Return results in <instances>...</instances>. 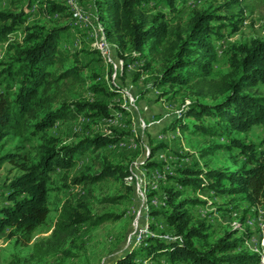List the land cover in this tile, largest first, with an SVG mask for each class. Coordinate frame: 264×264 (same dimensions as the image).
<instances>
[{"label":"trees","instance_id":"trees-1","mask_svg":"<svg viewBox=\"0 0 264 264\" xmlns=\"http://www.w3.org/2000/svg\"><path fill=\"white\" fill-rule=\"evenodd\" d=\"M187 2L94 0V6L109 42L118 48L121 56L125 55L124 51H131L126 55V61L139 62L147 71V52L162 59L163 70L154 78L155 87L173 88L180 84L192 87L199 97L222 98L214 104L199 101L185 104L180 116L167 130L226 138L228 144H213L204 149L201 155L205 158L218 150H237L239 158L236 156V163L239 165L242 157L241 166L232 172L179 169V177H171L176 186L190 188L195 193L213 192L234 199L238 195H246L251 202L257 203L264 198V150H259L255 144H246L233 137L232 133L249 132L252 127L264 124V96L254 92V88L264 82V41L231 45L227 51L230 72L219 79L213 78L217 59L213 39L224 38L227 27L213 23L224 17L217 10L198 11L184 22L182 14L188 8ZM11 3L21 8L15 12L0 10V44L7 42L8 54L7 61L0 63V144L9 136L24 137L28 141L39 137L41 144L36 148V160L19 164L22 174L14 178L4 192L14 204L0 209V234L7 226H12L15 233L29 237L49 216L47 194L52 173L63 169L68 175L83 155L105 146L117 145L125 139L123 132L111 128L110 135L95 134L77 143L62 145L59 139L49 136L48 131L59 122L74 120L81 115L93 120L109 119L115 117V112L124 114L127 111L119 103L102 101L73 102L53 109L58 101L55 89L59 82L71 78L83 82L79 77L84 68H71L62 73L54 70L56 65H64L68 59L61 44L71 26L47 30L28 22L30 11L35 6L42 15L50 18L70 12V8L52 0H11ZM159 6L165 7V10H160ZM19 31L24 34L21 43L10 42V37ZM99 89L110 98L121 95L123 91L118 86L110 88L101 83L96 84L95 90ZM161 95L166 96V92ZM203 118L207 121L203 122ZM191 119L193 122H190ZM161 148H156L153 155ZM16 160L13 154L0 158V170L4 163ZM155 165L153 168L163 171L162 165ZM119 169L108 166L92 176H76L72 183L76 186L93 185L113 176ZM129 172L130 169L126 171V176ZM64 180L67 181L68 177ZM182 195L183 192L175 187H169L160 197L168 209L162 212L159 221L173 228L172 236H177L178 240L149 237L122 256L117 264L261 262L259 255L251 254L245 248L249 233L236 238L239 230L228 233L216 244L199 249L195 240L207 241L211 226L205 221L195 225L191 211L205 202L181 198ZM119 218L115 214L95 216L83 200L77 203L66 201L60 209L51 237L45 242L36 243L31 256H16L10 264L37 263L47 255L63 250L67 240L77 235L85 224L99 226Z\"/></svg>","mask_w":264,"mask_h":264},{"label":"rangeland","instance_id":"rangeland-1","mask_svg":"<svg viewBox=\"0 0 264 264\" xmlns=\"http://www.w3.org/2000/svg\"><path fill=\"white\" fill-rule=\"evenodd\" d=\"M52 1L68 6L70 12L56 14L50 18L42 15L35 6L30 11L28 23L37 24L47 30L71 26L72 29L61 44L68 59L64 65H56L54 70L58 69V72L62 73L71 68H84L79 77L84 80L83 82L75 81L73 78L59 82L55 89L58 101L55 102L53 109L73 102L102 101L119 103L127 113L115 112L114 118L94 120L81 115L77 119H67L57 123L48 131V135L59 139L62 145H70L95 134L110 135L111 128H116L123 132L125 139L117 145L105 146L96 152L83 155L68 175L63 169L53 172L48 184L47 198L50 213L47 220L29 237L15 233L12 226H7L0 234V264H10L17 257H29L33 254L36 243L48 240L55 228L60 209L66 201L77 203L83 200L95 216L115 214L120 218L99 226L85 224L77 235L67 240L63 250L47 255L34 264H117L122 256L140 246L149 237L178 240L177 236H172L173 228L159 221L162 212L168 209L164 206V202L159 203V200L169 187H175L176 190L183 192L181 198L205 202L192 208L191 211L195 225H198L199 221H205L211 226L207 241L195 240L199 249L216 244L228 233L239 230L240 233L236 238H240L243 233H249L245 244L247 251L262 257L264 198L253 203L246 195H238L234 199L213 192L195 193L190 188L182 189L176 186L171 179V177H179L177 171L179 169H217L232 172L241 166L242 157L239 159L240 164L236 163V156H239L237 150H218L205 158L201 155L204 149L213 144H228L226 138H211L183 133L181 130H167L180 116L185 104L195 101L214 104L222 98L199 97L192 87L180 84H176L173 88L155 87L154 78L163 70L162 59L156 54L147 52L148 72L143 70V64L126 61V55L131 54V51H124L125 55L121 56L118 48L109 42L94 6V0ZM187 6V10L182 14L184 22L198 11L217 10L218 14L224 17L223 20L213 23L215 26H227L224 29V38L213 39L217 52L212 75L215 79L230 72L227 51L231 45L250 43L253 40L264 41V0H188ZM159 7L160 10H165V7ZM20 8V5H13L11 0L0 1V10L15 12ZM75 8L82 11L86 18L84 23L76 21ZM94 27L99 29L100 40L104 38L110 44V56L100 50ZM23 36V32L19 31L12 35L9 41L21 43ZM7 57V42L1 43L0 63L7 61ZM98 83L110 88L118 86L123 91L121 95L110 98L104 91L95 90ZM162 92H166V96L161 95ZM254 92L264 96V82L259 83L254 88ZM129 94L135 104L131 108ZM202 121L206 122L207 119L203 118ZM190 122L193 120L191 119ZM232 135L246 144H255L259 150H264V124L252 127L249 132L233 131ZM40 144L39 137L28 141L18 136H9L0 144V158L13 154L17 158L16 162H19L18 164L6 162L0 170V209L14 204L13 201L8 200V194L4 192L8 190L7 187L14 178L22 174L19 164L36 160V148ZM161 146L162 148L153 155L152 152ZM155 164L162 165L164 171L162 178H158L156 169L153 168ZM108 166L112 169H120L113 176L96 184L73 185L74 177L92 176ZM129 169L130 172L126 176V171ZM132 169L137 172L141 183L144 206L148 212L147 231L150 233L149 237L129 244L128 238L134 231L133 223L140 205L133 184ZM65 177H68L67 181L64 180Z\"/></svg>","mask_w":264,"mask_h":264},{"label":"built area","instance_id":"built-area-1","mask_svg":"<svg viewBox=\"0 0 264 264\" xmlns=\"http://www.w3.org/2000/svg\"><path fill=\"white\" fill-rule=\"evenodd\" d=\"M75 9H76V21L84 23L86 21V18L84 17L82 11H80V9H78V8H75ZM94 30H95V35L97 36V39L101 43L102 49H107L103 45L102 41L99 38V29L94 27ZM110 53H111V51L108 50L109 56H110ZM133 102H134V100L129 94V106H130V108L132 105H135V104H133ZM123 145H126V143H123ZM155 169H156V174H157L158 178H162V175H163L162 172H164V171H161L158 168H155ZM132 171H133V184H134L135 189L137 190L140 205H139V209L137 211V214H136V217H135V220L133 223L134 231L132 232V234L128 238L129 244L133 243V241L143 239L144 237H149V233H150L149 231H147L148 212L144 206V198H143V193L141 190V183L139 180V176L137 175V172H135L133 169H132ZM159 203H162L161 199L159 200ZM179 240H180V238H179ZM252 240L254 241V239H252Z\"/></svg>","mask_w":264,"mask_h":264},{"label":"bare ground","instance_id":"bare-ground-1","mask_svg":"<svg viewBox=\"0 0 264 264\" xmlns=\"http://www.w3.org/2000/svg\"><path fill=\"white\" fill-rule=\"evenodd\" d=\"M97 38V37H96ZM103 45L107 48V49H102L101 43L99 42V48L100 50L104 53V54H108V50H109V45L108 42L106 40H104V38L101 39ZM100 52V51H99ZM106 56V55H105ZM260 243V242H259ZM261 264H264V254H262L261 257Z\"/></svg>","mask_w":264,"mask_h":264}]
</instances>
